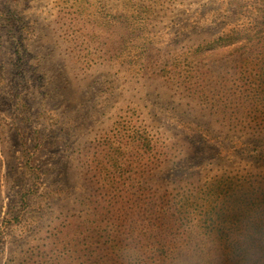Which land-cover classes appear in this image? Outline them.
Returning <instances> with one entry per match:
<instances>
[{
    "label": "rangeland",
    "instance_id": "obj_1",
    "mask_svg": "<svg viewBox=\"0 0 264 264\" xmlns=\"http://www.w3.org/2000/svg\"><path fill=\"white\" fill-rule=\"evenodd\" d=\"M238 176L264 0H0V264H213Z\"/></svg>",
    "mask_w": 264,
    "mask_h": 264
},
{
    "label": "trees",
    "instance_id": "obj_2",
    "mask_svg": "<svg viewBox=\"0 0 264 264\" xmlns=\"http://www.w3.org/2000/svg\"><path fill=\"white\" fill-rule=\"evenodd\" d=\"M229 180L236 187L232 190L235 199L225 201L219 211L212 209L205 214L206 228L217 233L222 247L212 263L264 264L263 180L240 176Z\"/></svg>",
    "mask_w": 264,
    "mask_h": 264
}]
</instances>
